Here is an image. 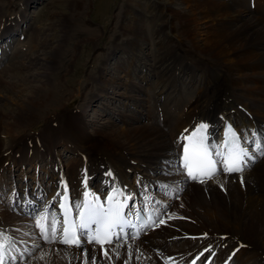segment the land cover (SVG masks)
<instances>
[{
	"label": "bare ground",
	"instance_id": "1",
	"mask_svg": "<svg viewBox=\"0 0 264 264\" xmlns=\"http://www.w3.org/2000/svg\"><path fill=\"white\" fill-rule=\"evenodd\" d=\"M85 1L48 2L49 6L63 4L70 12L49 14L56 21L36 28L28 25V9L40 4L38 0H23V9L13 19L0 13V68L9 63L0 74V247L5 252L4 264H84L85 251L88 264L93 258L95 264H264V0H144L143 6L127 0L120 32L113 33L111 50L96 64L97 76L86 77L87 88L81 94L70 92L65 85L70 75L67 64L73 62L65 45ZM4 2L12 5L16 0H0V7ZM144 8L151 9L153 19L162 15V23L155 24L151 35L157 39L161 87L177 89L176 98L168 104L152 96V102L142 104L134 95L142 90L118 77L129 78L137 62L142 66L140 73L151 77L152 66L141 59L122 63L119 59L147 41L138 18ZM21 25L24 31L18 30ZM55 29L58 39L50 47L49 36ZM25 34L31 50L43 57H27L26 63L11 60L15 42L14 55L26 52ZM121 36L123 43L118 42ZM117 52H121L120 61L108 65ZM63 58L66 65L61 63ZM31 69L38 72L32 74ZM76 83L71 81L74 87ZM180 84H189V91H180ZM120 87L124 92L117 91ZM106 94L108 103L118 97L126 106L110 108ZM81 97L84 101L72 106ZM6 100L13 109L5 107ZM92 105L101 113L96 111L91 119L93 113L87 109ZM98 113L106 119L98 118ZM225 121L234 125L256 163L231 176L220 166L212 179L191 183L179 164L183 137L204 123L209 145L219 147ZM36 163L41 168H33L37 171L28 178L24 168ZM210 184H216V189L209 188ZM8 186L6 197L1 189ZM64 187L71 190L72 208L81 205L87 193L106 199L110 191L119 190L131 207H153L156 223L140 233L139 239L132 236L103 247L85 240L80 247L61 245L62 211L57 206ZM201 190L211 193L209 201L203 200ZM194 200L199 203L189 207L188 202ZM45 214L49 224L53 219L58 222L55 241L51 233L45 239L36 226ZM209 228L216 229V234ZM145 236L148 245L141 242Z\"/></svg>",
	"mask_w": 264,
	"mask_h": 264
},
{
	"label": "rangeland",
	"instance_id": "2",
	"mask_svg": "<svg viewBox=\"0 0 264 264\" xmlns=\"http://www.w3.org/2000/svg\"><path fill=\"white\" fill-rule=\"evenodd\" d=\"M50 1H52V0H38V3H40V4H34L33 6L31 5L32 7L31 6H29L30 8L28 7L29 8L28 9V13H29V17H28L29 24L28 25L29 26L31 25L32 28H36V27H40L43 25H48V24H50V22L54 23L56 21V16L53 18H49V14L53 15L55 13H61V12L68 14L70 12V11H68L67 7L65 8V6L63 4H58V6H57L54 3L55 6L53 4L49 6V4H47V3ZM85 2H86V6H85L84 10H82V14H80L81 16H79L77 19L78 23H76V24H78V25L75 28H73L74 30L73 29L71 31L69 30L70 37L67 40L68 43L65 45V47H67L71 50L68 54L71 55V59L73 58L72 64H70V63L67 64L70 66L69 67L70 75L68 76L69 78L66 79V81H68V83L67 84L65 83V85L67 86V89L70 92L78 90V91H80L81 94L85 90V87L87 88V83H86L87 78L86 77H88V75L97 76L96 71H98V70H96V68H98V65H96V64H98L99 60L104 58L105 53L107 54V53H109V50H111L113 40H114L113 39L114 38L113 33L120 32L119 31V29H120L119 24H121V22H122V16H123L122 12H125V6L127 4V0H86ZM135 2L141 6L144 5V0H134V3ZM22 4H24L23 0H16V2L12 5H8L7 2H4L3 5H1V7H0L1 8L0 13L3 17L5 16L4 18L9 19V17H10L11 19H13L23 9ZM56 8H58V9H56ZM150 10L151 9L144 8V10L142 9L141 11L139 10V12H138L139 20L143 21V23L141 25L144 26V28L143 27L142 28H143L145 37L147 38V41H145V43L143 45H141V47L139 46L140 49H135L133 52L132 51H126L123 58L120 57L121 52H117L115 54L116 56L113 54V56H111V60L108 63V65H112L116 61V59L118 60V58L120 57L119 59L121 61L118 60V61H120V63L126 62V61L128 62V60L138 58L139 60L141 59L140 60L141 63H146L147 65L152 66L151 68L148 67L150 70L151 77L147 76L146 72H145V74L140 73V68L142 66L140 67L138 62L135 63L136 68L134 66L131 68V75L128 76L129 78H126L125 80H123V76H122L123 74H120L118 77L120 78V80H122V82L124 84L131 85V84H129V81H131V83L135 84L138 87V89L142 90L141 94H139V93L134 94L135 96H137L139 98V100L142 104L145 105V103H146V105H147L150 98L152 99V97H154L155 101H161L164 104H168L169 102H171V100H169V99L176 98L175 96L177 93V89L174 90L173 88L169 87V89H168L167 87H165L163 90L161 87L162 86L161 83H163V82L158 77V73H157L158 70H161V69L159 68V64L156 63L158 61V56H159V52L157 50L158 48L156 46L157 39L153 40L152 38H154V37L151 34L154 33L153 29L155 28V24L157 25V24L162 23V15L158 14L157 17L155 19H153V17H152L153 12ZM12 21H14V20H12ZM83 26L90 28L92 31H94V34L88 35L87 33H84L83 28H82ZM24 29H25V25H21V27L18 30L24 31ZM75 29H77V30L75 31ZM57 31L58 30H56V29H55V32L51 31V34L49 36V38L51 39L49 41L50 47H53L55 45L56 40L58 39L57 38L58 37ZM25 35H26V39H24L22 44H24L23 49L26 52H24L22 54L20 53L21 55L19 53H16V55H14L15 52L18 50V49H16L17 47H15V46H17L18 43L15 42L14 47L10 51L11 55H13L14 57L9 55V56H11L10 59L12 58L11 60L21 61V63L25 61V63H26L27 59H25V58H27V57H29L30 59H33V57L35 58L37 56L43 57L41 53L39 54V53L35 52L34 49L31 50V48L28 46L29 42H30L29 38H27L28 34H25ZM122 37L123 36L119 37L120 38V39H118L119 43L120 42L123 43ZM78 42H81V44L77 45ZM30 50H31V52H30ZM14 58H16V59H14ZM61 63L66 65V63H68V62H66L63 58V61ZM8 65H9V63L6 65V67ZM6 67L2 66L0 68V74L4 69H6ZM132 69H134V70H132ZM37 72H38L37 69H34V70L31 69V71H30V73H32V74H36ZM144 75H146V76H144ZM3 77L6 78L7 75H4ZM126 80H128V81H126ZM145 80H148L147 84H146V82H142ZM71 81L72 82H78V83H76V87H74L73 84H71ZM186 83H188V82H186ZM145 84L147 85V87L145 86ZM170 84H172V81ZM188 85L189 84L184 86V84H180V86H179L180 91H182L183 93L184 92L187 93L189 90H186V89L190 88ZM92 86H93V84H92ZM149 86H150V88H152L151 90L148 89ZM93 87H95V86H93ZM120 89H121V87L119 89H117V91L119 90L120 93L124 92ZM174 91H176V92L174 93ZM84 93H85V91H84ZM172 93H173V95H172ZM157 94L159 97L157 96ZM150 96H152V97H150ZM108 97H110V96L108 94H106V99ZM159 98H160V100H159ZM98 100L102 101V98H98ZM81 101H84L83 97L74 99L72 106H76L77 103H81ZM124 101L125 100H123V98L121 100V98L119 99L117 97L116 102L111 100V103L113 105L108 103L109 98L107 99L106 103H107V105H109L110 108L118 107V110H122L121 109L122 104L126 106V103ZM6 104H7V106H5L6 108L13 109V105L8 100H6ZM138 105H139V103L137 104V106ZM141 108H139V109L141 110ZM135 110L139 111L138 109H135ZM96 111L101 113V111L99 109H96L93 105H92V107L87 109V113H90V115L93 113L91 115L92 116L91 119L93 117H95ZM132 112H134V110H132ZM99 113L97 114L98 118H100ZM144 113H145V111L142 114H144ZM100 119L104 120L106 118H100ZM108 120H110V119H108ZM111 121L112 122L115 121V123L118 124L117 120L112 119ZM86 124H89V122ZM56 154H60V156H61L62 153H60V151H58ZM66 156L67 155H65L64 157H66ZM64 161H67V160L64 159ZM41 166H42V164H38V163H36V166L34 164L26 166L24 168V170L27 172L26 176L28 178H30L32 176V174L37 171L35 169L41 168ZM33 168H35V169H33ZM21 170H23V169H21ZM1 175H3V174H1ZM17 175H19V172L16 173V176ZM158 176H156V177H158ZM17 180H20V176H18L16 178V181ZM4 181H5V179H4ZM28 182H30V181H28ZM212 185L210 184L209 188H215L216 189V184H212ZM1 190H2V193L6 197H8V195H10L8 192L9 186L7 188H5L4 190L3 189H1ZM200 192L203 193V194H201L204 196L203 200L206 199V201H209V199L211 197V193L209 191H207L205 194L202 190ZM3 202L6 204L7 200H4ZM202 202L204 205L205 201H201V203ZM198 203H199V201L194 200V202L189 201L187 205L189 207L193 208ZM177 204H178V202H177ZM174 207H176V205ZM204 207H206V206L204 205ZM30 219L31 218L27 217L26 220L29 221ZM219 226H220V229L222 231H225L224 229L226 227L224 225H219ZM160 227H162V224L160 225ZM160 227H158V229ZM209 229L211 231H215V234H216V229H213V230L211 228H209ZM179 230L180 229H178V228L175 229V231H179ZM154 231H156V230H154ZM148 235H151V234L149 233ZM147 236L143 237L141 240V242L143 241V243L145 245L149 244V241L145 240ZM221 236H223V235H221ZM210 237H212V236H210ZM244 237L250 243L257 244L256 242L250 240L248 237H246V236H244ZM190 246L192 248V245H190Z\"/></svg>",
	"mask_w": 264,
	"mask_h": 264
},
{
	"label": "snow or ice",
	"instance_id": "3",
	"mask_svg": "<svg viewBox=\"0 0 264 264\" xmlns=\"http://www.w3.org/2000/svg\"><path fill=\"white\" fill-rule=\"evenodd\" d=\"M207 129L208 125L201 123L189 135L183 137L185 143H183L182 166L186 169L187 175L191 179L203 183L205 178L212 179L217 174L216 165L218 163L223 164V170L226 173L242 172L247 166V161L252 160V157L249 155V151L239 143L240 138L237 137L236 133L230 127L222 146H209ZM257 147H260V145L258 144ZM114 201L115 203H113ZM108 203L110 206L106 208L100 202L99 197H94L92 201H85L83 205H77L76 207L79 209L78 224L69 218L70 209L66 210L62 233L59 234V242L80 247L81 241L78 238L77 230L83 229L86 230L84 235L87 236L89 243H111L112 239L116 238L113 236V230L117 228L123 230L122 226L125 222L123 219L124 205L116 201L115 196L108 197ZM61 207L65 206L61 205ZM160 223H164V221L161 220ZM90 225L96 226L92 234L87 231L90 229ZM36 226L45 239L51 233L52 240H56L58 222L55 219L49 224L48 215H42L36 220ZM84 255V264H88V253L85 251ZM105 255H107V252H105ZM0 264H4L2 252H0ZM92 264H95V258H93ZM193 264H195V261H193Z\"/></svg>",
	"mask_w": 264,
	"mask_h": 264
}]
</instances>
